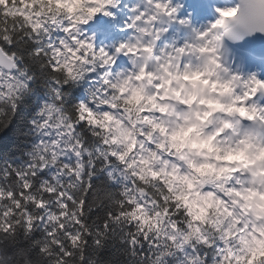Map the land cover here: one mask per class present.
Masks as SVG:
<instances>
[{
  "label": "snow or ice",
  "instance_id": "6c2138e0",
  "mask_svg": "<svg viewBox=\"0 0 264 264\" xmlns=\"http://www.w3.org/2000/svg\"><path fill=\"white\" fill-rule=\"evenodd\" d=\"M252 18L0 0V264H264V76L225 43Z\"/></svg>",
  "mask_w": 264,
  "mask_h": 264
},
{
  "label": "clouds",
  "instance_id": "9594fccd",
  "mask_svg": "<svg viewBox=\"0 0 264 264\" xmlns=\"http://www.w3.org/2000/svg\"><path fill=\"white\" fill-rule=\"evenodd\" d=\"M247 22L249 24H256V23H261V22H264V21H261L259 19L252 18V19H249Z\"/></svg>",
  "mask_w": 264,
  "mask_h": 264
}]
</instances>
